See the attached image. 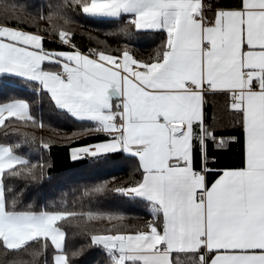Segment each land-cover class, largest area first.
Listing matches in <instances>:
<instances>
[{
  "label": "snow or ice",
  "instance_id": "1",
  "mask_svg": "<svg viewBox=\"0 0 264 264\" xmlns=\"http://www.w3.org/2000/svg\"><path fill=\"white\" fill-rule=\"evenodd\" d=\"M74 25L117 47L88 33L82 49ZM133 34L160 43L141 56L119 44ZM45 102L70 134L37 136ZM62 141L81 183H53ZM0 257L264 264V0H0Z\"/></svg>",
  "mask_w": 264,
  "mask_h": 264
},
{
  "label": "trees",
  "instance_id": "2",
  "mask_svg": "<svg viewBox=\"0 0 264 264\" xmlns=\"http://www.w3.org/2000/svg\"><path fill=\"white\" fill-rule=\"evenodd\" d=\"M41 26L44 24L41 22ZM77 27V35L76 41L82 47V49L86 50L88 47H95L96 44L94 40L89 38L88 33H91L93 37H98L100 40H106L108 44L115 48L117 47V41L112 39L111 37L105 36L103 31H93L94 28L98 27L96 25H89L84 28ZM33 30V29H29ZM54 39V38H53ZM160 43V37L153 34H145V35H136L133 34L130 37H122L119 41V44L123 46L124 44H129L133 50L141 56H148L153 49ZM46 47L49 48H59L60 45L58 42L56 43H46ZM44 107V115L45 119L50 123L51 128L46 130H36L37 136H45L50 138H55L56 136H64L70 134L74 130V125L71 121L65 120L64 118L58 116L55 112H49L46 102L43 105ZM52 129H60L59 133L53 131ZM225 135H238L236 132L226 131ZM69 145L66 142H60L55 144L51 148L50 153V163L52 167L49 169V174L54 177L53 183L57 181H69L70 184H77L84 181V178L91 171L88 167L87 161L81 163H74L68 153ZM239 146L233 144L231 146V151L223 150L218 153L221 157L223 163H228L237 159ZM131 169L128 168L123 172H115L112 173L118 176L120 179H126L128 177ZM109 171L107 169L99 170V179H109ZM111 199V197H109ZM119 211L124 212L125 214L133 217L130 223H138L140 220H147L150 217L146 215L148 211L142 205H135L133 203H128L123 205L118 209ZM75 243L78 247L79 244L85 243V241L79 237H76L74 240L70 239V244ZM27 259V257H24ZM3 257H0L2 260ZM98 259H102L101 257H96L95 259L89 258V264H95V261Z\"/></svg>",
  "mask_w": 264,
  "mask_h": 264
}]
</instances>
